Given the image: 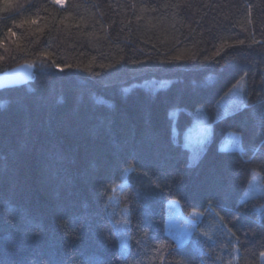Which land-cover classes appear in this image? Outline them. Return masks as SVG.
<instances>
[{
    "label": "trees",
    "instance_id": "16d2710c",
    "mask_svg": "<svg viewBox=\"0 0 264 264\" xmlns=\"http://www.w3.org/2000/svg\"><path fill=\"white\" fill-rule=\"evenodd\" d=\"M22 65L0 264H264V0H0V73ZM169 201L199 217L183 245Z\"/></svg>",
    "mask_w": 264,
    "mask_h": 264
},
{
    "label": "rangeland",
    "instance_id": "374dc122",
    "mask_svg": "<svg viewBox=\"0 0 264 264\" xmlns=\"http://www.w3.org/2000/svg\"><path fill=\"white\" fill-rule=\"evenodd\" d=\"M60 5L64 4V0L61 2H57ZM199 128L193 131L192 140L197 141L198 143L202 142V140L207 135V126L198 125ZM209 136V134H208ZM224 149L233 150L239 149V138L235 134H230L225 143L222 146ZM258 190H256L257 192ZM167 209V228L168 233L175 237L179 245H183L188 241V238L191 236L192 232L194 231L195 226L197 225L198 216L190 215L185 216L181 210L180 206L176 201H169L166 204ZM262 261L264 262V255L261 257Z\"/></svg>",
    "mask_w": 264,
    "mask_h": 264
},
{
    "label": "water",
    "instance_id": "95a60500",
    "mask_svg": "<svg viewBox=\"0 0 264 264\" xmlns=\"http://www.w3.org/2000/svg\"><path fill=\"white\" fill-rule=\"evenodd\" d=\"M32 81V69L27 65L0 73V90L20 87Z\"/></svg>",
    "mask_w": 264,
    "mask_h": 264
},
{
    "label": "snow or ice",
    "instance_id": "6c2138e0",
    "mask_svg": "<svg viewBox=\"0 0 264 264\" xmlns=\"http://www.w3.org/2000/svg\"><path fill=\"white\" fill-rule=\"evenodd\" d=\"M57 2H61V0H57Z\"/></svg>",
    "mask_w": 264,
    "mask_h": 264
}]
</instances>
